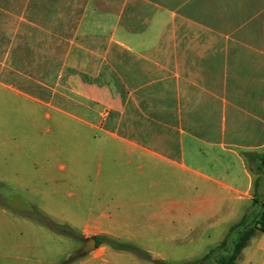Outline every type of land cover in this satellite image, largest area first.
I'll use <instances>...</instances> for the list:
<instances>
[{
    "label": "crops",
    "instance_id": "obj_1",
    "mask_svg": "<svg viewBox=\"0 0 264 264\" xmlns=\"http://www.w3.org/2000/svg\"><path fill=\"white\" fill-rule=\"evenodd\" d=\"M263 151L264 0H0V185L85 196L81 237L231 229Z\"/></svg>",
    "mask_w": 264,
    "mask_h": 264
},
{
    "label": "rangeland",
    "instance_id": "obj_2",
    "mask_svg": "<svg viewBox=\"0 0 264 264\" xmlns=\"http://www.w3.org/2000/svg\"><path fill=\"white\" fill-rule=\"evenodd\" d=\"M246 159L255 180L253 204L245 213V217L251 221L256 214H260V204L264 202V151L248 153ZM255 199L258 207H255ZM89 205L85 196L81 199L62 196L60 201L50 202L0 185V264H25V260H39L41 264H77L88 258L89 254L82 258H77L76 254L83 247L80 231L86 221ZM99 206L95 204V208ZM147 225L154 229L152 224ZM230 227L231 224H223L219 230L190 233L187 230H167L158 225V230H114L119 238L102 234L88 236H97L101 245L115 250V253L132 256L139 262L148 261L147 248H151L169 253L168 259H165L169 264H215L216 258L233 251V241L241 230L231 231ZM175 231L177 234L174 236ZM225 240L224 252L220 246ZM114 242L128 247L116 249ZM252 252L255 257L250 259ZM197 254L200 258L196 257ZM205 254L210 255L204 259L201 256ZM244 254L236 264H260L262 255L255 248ZM112 261L110 264H126L124 261ZM91 263L104 264L101 260Z\"/></svg>",
    "mask_w": 264,
    "mask_h": 264
},
{
    "label": "trees",
    "instance_id": "obj_3",
    "mask_svg": "<svg viewBox=\"0 0 264 264\" xmlns=\"http://www.w3.org/2000/svg\"><path fill=\"white\" fill-rule=\"evenodd\" d=\"M255 207H258V201L255 199ZM261 212L260 214H256V216L251 220L248 221V217H243V219L240 221V223L233 226L230 230H241L239 233V236L236 240L233 241V251L229 255H222L219 259L216 258V264H236L237 260L239 259L243 249L248 245L250 240L259 232H264V202H261L260 204ZM226 244V240L221 244V250L226 251L224 248V245ZM100 242L98 241V247L100 246ZM114 247L116 249H125L128 246L124 244H120L117 242L113 243ZM224 248V249H222ZM134 250V249H133ZM136 251V249L134 250ZM213 253V252H212ZM210 255V254H208ZM208 255L206 257H208ZM148 260L153 262L154 264H169L161 259H155L153 260L151 255L148 254L147 256Z\"/></svg>",
    "mask_w": 264,
    "mask_h": 264
},
{
    "label": "water",
    "instance_id": "obj_4",
    "mask_svg": "<svg viewBox=\"0 0 264 264\" xmlns=\"http://www.w3.org/2000/svg\"><path fill=\"white\" fill-rule=\"evenodd\" d=\"M97 240L98 239L95 236H93V237H82L81 241H82L83 247L77 252L76 257L82 258V257L90 254L94 250H96L98 247V243H97L98 241Z\"/></svg>",
    "mask_w": 264,
    "mask_h": 264
}]
</instances>
